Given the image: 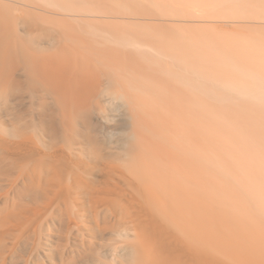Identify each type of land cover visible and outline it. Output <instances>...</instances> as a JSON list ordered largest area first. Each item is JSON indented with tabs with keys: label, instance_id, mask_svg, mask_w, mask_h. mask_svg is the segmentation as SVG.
<instances>
[{
	"label": "bare ground",
	"instance_id": "obj_1",
	"mask_svg": "<svg viewBox=\"0 0 264 264\" xmlns=\"http://www.w3.org/2000/svg\"><path fill=\"white\" fill-rule=\"evenodd\" d=\"M0 264H264V0H0Z\"/></svg>",
	"mask_w": 264,
	"mask_h": 264
}]
</instances>
